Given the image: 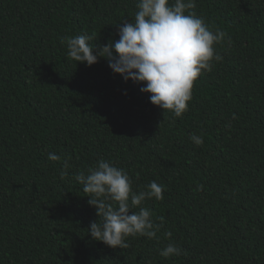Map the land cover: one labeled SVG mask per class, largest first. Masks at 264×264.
<instances>
[{
  "label": "trees",
  "instance_id": "obj_1",
  "mask_svg": "<svg viewBox=\"0 0 264 264\" xmlns=\"http://www.w3.org/2000/svg\"><path fill=\"white\" fill-rule=\"evenodd\" d=\"M137 2L0 0V264H264V0H195L190 11L226 36L179 118L105 58L77 63L61 43L118 40ZM100 158L133 191L162 186L142 205L164 218L156 238L113 249L90 237L99 218L74 176ZM169 242L181 255L158 254Z\"/></svg>",
  "mask_w": 264,
  "mask_h": 264
},
{
  "label": "clouds",
  "instance_id": "obj_2",
  "mask_svg": "<svg viewBox=\"0 0 264 264\" xmlns=\"http://www.w3.org/2000/svg\"><path fill=\"white\" fill-rule=\"evenodd\" d=\"M195 7V0H138L134 20L119 27L118 40L97 47L90 43L92 36L79 34L65 36L61 43L66 44L67 56L77 63L91 66L105 58L113 73L125 81L143 84L140 91L151 94L152 105L179 118L188 110L196 79L211 72L213 61L221 59L214 46L226 36L220 29L211 30L195 11H190ZM189 139L196 146L203 143V137L194 133ZM47 159L57 162L61 156L50 152ZM69 167L65 159L61 179L68 175ZM74 179L83 185L87 203L96 209L99 218L88 227L93 240L113 249H127V237L156 238L164 218L159 217L161 223L155 224L151 210L142 206L146 200H163L164 189L156 181L146 185L145 190L133 191L128 173L104 158L86 172L75 174ZM165 236L170 239L172 233L166 232ZM181 253L182 249L172 242L158 252L166 259Z\"/></svg>",
  "mask_w": 264,
  "mask_h": 264
}]
</instances>
